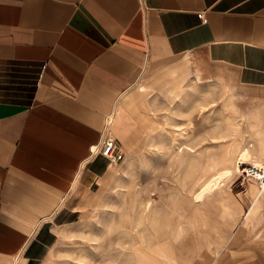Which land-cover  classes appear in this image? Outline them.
I'll return each mask as SVG.
<instances>
[{
  "label": "crops",
  "instance_id": "0c3cea01",
  "mask_svg": "<svg viewBox=\"0 0 264 264\" xmlns=\"http://www.w3.org/2000/svg\"><path fill=\"white\" fill-rule=\"evenodd\" d=\"M193 77L264 107V0H0V264H59L108 173L92 147L123 154ZM212 264H264V231Z\"/></svg>",
  "mask_w": 264,
  "mask_h": 264
},
{
  "label": "rangeland",
  "instance_id": "374dc122",
  "mask_svg": "<svg viewBox=\"0 0 264 264\" xmlns=\"http://www.w3.org/2000/svg\"><path fill=\"white\" fill-rule=\"evenodd\" d=\"M158 111L161 127L120 146L91 210L63 232L59 264H212L264 231V107L193 77ZM213 177L220 187L197 202Z\"/></svg>",
  "mask_w": 264,
  "mask_h": 264
},
{
  "label": "built area",
  "instance_id": "2783aa9c",
  "mask_svg": "<svg viewBox=\"0 0 264 264\" xmlns=\"http://www.w3.org/2000/svg\"><path fill=\"white\" fill-rule=\"evenodd\" d=\"M198 17L201 18L203 22L208 21L205 11L198 12ZM92 153L102 155L112 163L118 162L123 157V154L119 150L117 140L112 136H107L100 147L93 146Z\"/></svg>",
  "mask_w": 264,
  "mask_h": 264
},
{
  "label": "bare ground",
  "instance_id": "6f19581e",
  "mask_svg": "<svg viewBox=\"0 0 264 264\" xmlns=\"http://www.w3.org/2000/svg\"><path fill=\"white\" fill-rule=\"evenodd\" d=\"M221 182L218 177H213L203 182L199 192H197L195 199L197 202L201 201L207 194L215 191L220 187Z\"/></svg>",
  "mask_w": 264,
  "mask_h": 264
}]
</instances>
